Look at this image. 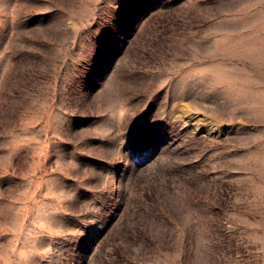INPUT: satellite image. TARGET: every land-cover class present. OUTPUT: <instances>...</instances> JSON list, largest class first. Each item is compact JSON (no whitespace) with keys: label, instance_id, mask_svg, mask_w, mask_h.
I'll return each instance as SVG.
<instances>
[{"label":"rangeland","instance_id":"rangeland-1","mask_svg":"<svg viewBox=\"0 0 264 264\" xmlns=\"http://www.w3.org/2000/svg\"><path fill=\"white\" fill-rule=\"evenodd\" d=\"M0 264H264V0H0Z\"/></svg>","mask_w":264,"mask_h":264}]
</instances>
